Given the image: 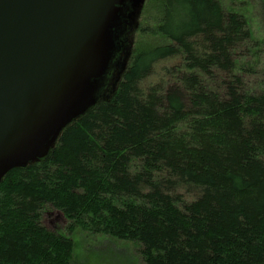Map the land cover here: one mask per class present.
<instances>
[{
  "label": "trees",
  "instance_id": "obj_1",
  "mask_svg": "<svg viewBox=\"0 0 264 264\" xmlns=\"http://www.w3.org/2000/svg\"><path fill=\"white\" fill-rule=\"evenodd\" d=\"M144 8L157 42L136 44L117 91L0 184V264H73L79 229L143 264H264V40L219 0Z\"/></svg>",
  "mask_w": 264,
  "mask_h": 264
},
{
  "label": "water",
  "instance_id": "obj_2",
  "mask_svg": "<svg viewBox=\"0 0 264 264\" xmlns=\"http://www.w3.org/2000/svg\"><path fill=\"white\" fill-rule=\"evenodd\" d=\"M142 5L0 0V184L47 158L63 131L98 103Z\"/></svg>",
  "mask_w": 264,
  "mask_h": 264
},
{
  "label": "rangeland",
  "instance_id": "obj_3",
  "mask_svg": "<svg viewBox=\"0 0 264 264\" xmlns=\"http://www.w3.org/2000/svg\"><path fill=\"white\" fill-rule=\"evenodd\" d=\"M146 2L147 0H143L141 10L138 11V13L136 12L135 21H133L128 30V34L122 37L120 43V46H123L120 62L125 64V68L129 65L136 44L141 43L142 40L146 44H154V42H157L156 38L153 40L150 37L144 36V32L142 31V29L146 28L154 29L156 26L154 20L156 15L155 13L146 11V8H144ZM219 2L228 11L245 12L244 14L249 18L254 37L260 41L264 40V30L261 27L259 18L260 14L263 15V3L261 1H259V5H257L258 0H219ZM257 11H259V15ZM122 73L118 64L116 67V74L111 83L109 81L107 85V79L104 82L105 89H102L104 95L108 96L117 91L116 87L119 85ZM114 83L116 87L112 88ZM44 224L46 228L52 232L61 233L67 230L66 219L56 211L47 212L44 218ZM73 236L76 243L73 264H143L135 253L132 244L116 242L104 236H92L88 232H84L80 229L77 230Z\"/></svg>",
  "mask_w": 264,
  "mask_h": 264
}]
</instances>
